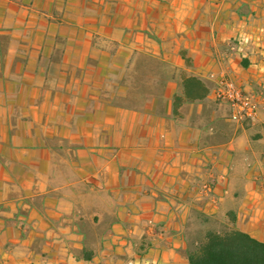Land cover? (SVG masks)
Instances as JSON below:
<instances>
[{
	"label": "crops",
	"instance_id": "1",
	"mask_svg": "<svg viewBox=\"0 0 264 264\" xmlns=\"http://www.w3.org/2000/svg\"><path fill=\"white\" fill-rule=\"evenodd\" d=\"M0 56V264H189L194 211L264 241V0H0Z\"/></svg>",
	"mask_w": 264,
	"mask_h": 264
},
{
	"label": "trees",
	"instance_id": "2",
	"mask_svg": "<svg viewBox=\"0 0 264 264\" xmlns=\"http://www.w3.org/2000/svg\"><path fill=\"white\" fill-rule=\"evenodd\" d=\"M155 59H150V61ZM151 61V62H152ZM187 96H201V80L189 76L184 82ZM207 92V90H206ZM204 228L186 229L185 254L189 264H264V241H261L236 225V213L230 209L221 227H211V216L196 212ZM189 225V224H188Z\"/></svg>",
	"mask_w": 264,
	"mask_h": 264
},
{
	"label": "built area",
	"instance_id": "3",
	"mask_svg": "<svg viewBox=\"0 0 264 264\" xmlns=\"http://www.w3.org/2000/svg\"><path fill=\"white\" fill-rule=\"evenodd\" d=\"M240 42H249L248 38H241ZM216 75V74H213ZM215 99L227 103L229 106L228 119L236 123L246 121L255 123L259 118V103L256 96L245 90L234 78L226 73L217 74V83L214 89ZM205 191L214 192V185L210 182H204ZM127 264H153L142 263L136 259H131Z\"/></svg>",
	"mask_w": 264,
	"mask_h": 264
},
{
	"label": "rangeland",
	"instance_id": "4",
	"mask_svg": "<svg viewBox=\"0 0 264 264\" xmlns=\"http://www.w3.org/2000/svg\"><path fill=\"white\" fill-rule=\"evenodd\" d=\"M0 58H1V56H0ZM147 62L148 61H145L144 63H147ZM144 63H142V64H144ZM152 63L154 65L156 64V63H154V61H152ZM148 74H147V76H148ZM0 77H1V74H0ZM143 77H145V72L141 70L140 78L142 79ZM152 80L154 81V83L156 82L155 83L156 85H159V83H158L159 82V75H157L156 71L154 72ZM156 88H157V86H156ZM219 103H220V101L217 100V104H219ZM224 220H225V213L223 211H221L218 214H216L214 216H211V221L208 223V225L211 226V227L220 228L221 227V223ZM188 224L189 225H187V227H188V229H191V230L204 228L205 227L204 225H206V224L203 225V224L200 223V218H199V216L197 215V213L195 211L192 213Z\"/></svg>",
	"mask_w": 264,
	"mask_h": 264
}]
</instances>
